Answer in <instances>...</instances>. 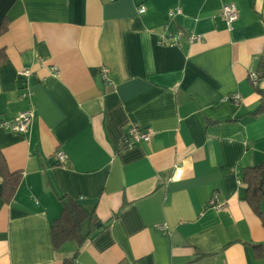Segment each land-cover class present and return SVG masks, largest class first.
<instances>
[{"label":"crops","instance_id":"0c3cea01","mask_svg":"<svg viewBox=\"0 0 264 264\" xmlns=\"http://www.w3.org/2000/svg\"><path fill=\"white\" fill-rule=\"evenodd\" d=\"M178 32L179 45L159 42ZM0 49V119L35 112L24 134L0 128V153L19 173L9 197L0 175V264H264L242 180L264 160V112L252 115L264 0H15ZM235 92L238 105L225 99ZM132 125L151 138L121 148ZM63 195L97 222L80 246L55 249Z\"/></svg>","mask_w":264,"mask_h":264},{"label":"trees","instance_id":"16d2710c","mask_svg":"<svg viewBox=\"0 0 264 264\" xmlns=\"http://www.w3.org/2000/svg\"><path fill=\"white\" fill-rule=\"evenodd\" d=\"M15 0H0V34L7 28V11ZM6 58L3 49H0V62ZM260 75H264V64L260 63ZM260 98L257 108L252 115L264 112V90L258 89ZM121 148H125L121 146ZM0 175L3 179V188L9 197L15 189L19 173L7 169L4 157L0 153ZM242 180L246 184L245 199L258 214L264 226V160L257 165L242 169ZM61 212L50 224V239L53 248L60 249L64 243L73 241L80 246L95 230L97 222L94 211H88L71 197H59ZM88 222L85 231L83 224ZM255 246V245H254ZM72 259H65L62 264H73Z\"/></svg>","mask_w":264,"mask_h":264},{"label":"built area","instance_id":"2783aa9c","mask_svg":"<svg viewBox=\"0 0 264 264\" xmlns=\"http://www.w3.org/2000/svg\"><path fill=\"white\" fill-rule=\"evenodd\" d=\"M112 1V0H109ZM145 6L141 5L138 9L139 13L145 11ZM170 16L174 15V11H171L169 13ZM221 15L223 19L226 21L229 28L232 27L233 22L236 20L238 15V9L236 5L233 2H229L225 5H223L221 10ZM183 38V34L181 32L172 34V35H163L160 37L159 42H166L173 45H179L181 39ZM187 38L189 40H195L198 39L197 35L188 34ZM53 72H57L56 67H52ZM109 69L107 67H101L99 77L101 81L105 83H110V78L108 75ZM23 75H29L30 71L29 69H23L21 71ZM252 81L256 83L257 76L252 75L251 77ZM22 97H30L31 92L27 89L22 93ZM225 99L231 100L235 105H238L241 101V95L237 92L232 93L228 95ZM35 117V112L33 108L29 107L27 109H24L20 111L13 119H0V128L6 129L12 132H16L19 134H24L28 131L29 126L32 122V120ZM152 131L147 128H141L137 125H132L127 128V131L125 132V135L123 137L122 146L125 148L132 147L133 145L140 143V142H148L151 138ZM55 156L58 161H63L65 159V155L62 151H57L55 153ZM180 168L175 167L172 177L176 178L179 175ZM208 205L215 206L217 208H223L224 204L217 201L216 195H212L208 201Z\"/></svg>","mask_w":264,"mask_h":264},{"label":"water","instance_id":"95a60500","mask_svg":"<svg viewBox=\"0 0 264 264\" xmlns=\"http://www.w3.org/2000/svg\"><path fill=\"white\" fill-rule=\"evenodd\" d=\"M98 225H99V223L96 224V226H98Z\"/></svg>","mask_w":264,"mask_h":264}]
</instances>
